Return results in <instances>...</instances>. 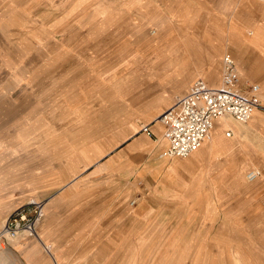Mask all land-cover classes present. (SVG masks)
<instances>
[{"label":"rangeland","instance_id":"1","mask_svg":"<svg viewBox=\"0 0 264 264\" xmlns=\"http://www.w3.org/2000/svg\"><path fill=\"white\" fill-rule=\"evenodd\" d=\"M226 54L264 91V0H0V231L46 204L39 239L9 250L38 248L44 264H264V126L195 160H158L147 137L195 81H217L212 65L220 81Z\"/></svg>","mask_w":264,"mask_h":264},{"label":"built area","instance_id":"2","mask_svg":"<svg viewBox=\"0 0 264 264\" xmlns=\"http://www.w3.org/2000/svg\"><path fill=\"white\" fill-rule=\"evenodd\" d=\"M262 109L260 86L243 85L235 59L226 54L222 60L219 88L212 89L203 80H198L161 116L168 143L162 157L187 159L211 140L217 120L231 118L237 123L247 124ZM144 131L148 132V129L144 128ZM232 135V131L227 132L228 137ZM259 175L258 172L250 173L248 180L252 182ZM43 211V202H34L15 210L0 231V249L11 246L23 234L36 236L37 226L44 217Z\"/></svg>","mask_w":264,"mask_h":264},{"label":"crops","instance_id":"3","mask_svg":"<svg viewBox=\"0 0 264 264\" xmlns=\"http://www.w3.org/2000/svg\"><path fill=\"white\" fill-rule=\"evenodd\" d=\"M231 44L233 45L234 43L232 42ZM242 59L243 58H241V60ZM236 63H237V61H236ZM237 66L239 68L238 63H237ZM221 71H222V65H221ZM239 71L241 74L240 68H239ZM207 75H208V78L210 79V81H213L214 78H216L217 81L213 82L214 84L212 85V84H209L208 82H206L205 80H203L201 78L198 80H203L212 89H217L221 86L222 76H221L220 81H219L220 74L216 68V65H212L211 71L208 70ZM241 79H242V75H241ZM218 81H219V83H217ZM246 83L258 84V83H250L247 81H243V79H242V84L245 85ZM258 85L260 86V98L264 100V91H263L261 85L260 84H258ZM183 87H184V84L181 86V88H183ZM189 89L186 91V93L189 91ZM172 106L173 105H171L168 109H170ZM257 112L254 114V116L252 117V119L249 122H251L250 126L252 127V129L254 127H257L256 130L259 133L260 127L264 126V115L261 114L260 110ZM156 122H157V120H156ZM142 128H144V127H142ZM149 129H150V135L148 134L147 137L150 139L151 142H156V143L161 145L160 151H159L158 156H157L158 160H169V161H171V160L177 159V158L162 157V155L165 153V151L168 148V143L165 139L166 127L163 124H160L159 122H157V124L151 125ZM247 129L252 131V129L250 127H247ZM228 131H232L233 135L228 137L227 136ZM235 131H236L235 127H233L232 125L229 126V123L226 120H221V119L217 120L215 122V127L213 130V133H214L213 140L206 145L204 144L198 151H202L204 148V150L201 153H205L209 149V147H208V146H210L209 144H214L213 149H212V152H214V153L219 152L220 150H223V148L226 147L225 145H228L225 141L228 139H232L234 137ZM251 131H249V137H251ZM144 135H145V133H142L139 136L135 135L133 137V139L131 140L132 147H134L135 149L140 148L142 146L143 142L146 140ZM137 141H140L141 146H139V147L135 146V143ZM232 148H234V146ZM198 151L195 153L198 154L199 153ZM195 153H194V155L197 156ZM201 153L199 155H201ZM199 155L197 156V158H193L191 160L198 159ZM111 157H114V155H112ZM179 160H184V159H179ZM51 205H52V203H51ZM47 209H49L48 205H47ZM8 218H9V216H8ZM5 222L6 221H4L3 225L5 224ZM44 246H46V245L44 244ZM49 246H51V245H49ZM9 248H10V246H8L6 249H0V264H40V263L42 264V261H43V264L47 263L48 259H46V256L44 255L45 252L43 253L38 248L37 249H31L29 251L28 250H9ZM49 250L50 249L48 247L45 248V251L48 254H49ZM50 257H52V256L50 255ZM54 264H56V262H54Z\"/></svg>","mask_w":264,"mask_h":264},{"label":"bare ground","instance_id":"4","mask_svg":"<svg viewBox=\"0 0 264 264\" xmlns=\"http://www.w3.org/2000/svg\"><path fill=\"white\" fill-rule=\"evenodd\" d=\"M174 106V105H173ZM172 106V107H173ZM171 107V108H172ZM221 120H226L228 123H229V125H234V127H235V129H236V132H237V134H238V136L239 137H243V136H245L246 134H248L249 133V131H251V130H248L247 129V127H246V125L245 124H241V123H237V122H235L233 119H231V118H226V119H221ZM157 122H159L160 124H162V118L161 117H159L158 119H157ZM249 123V122H248ZM247 123V124H248ZM245 125V126H244ZM145 128V127H144ZM144 128H142V129H144ZM213 138H214V133H213V135H212V138H211V140L210 141H208L207 143H205V145L206 144H208V143H210L212 140H213ZM193 155V154H192ZM257 173L258 171H252L251 173ZM259 173V172H258ZM249 176V175H248ZM44 206H46V204L44 203ZM5 223H7V222H5ZM4 225H6V224H4ZM4 228V227H3ZM36 237L39 239V235H37L36 234ZM18 240V239H17ZM15 241V240H14Z\"/></svg>","mask_w":264,"mask_h":264}]
</instances>
